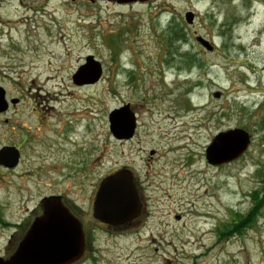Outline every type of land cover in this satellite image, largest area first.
Listing matches in <instances>:
<instances>
[{"label":"rangeland","instance_id":"obj_1","mask_svg":"<svg viewBox=\"0 0 264 264\" xmlns=\"http://www.w3.org/2000/svg\"><path fill=\"white\" fill-rule=\"evenodd\" d=\"M54 1L48 10L10 2L0 10L9 21L1 26L0 86L21 100L15 118L26 125L12 133L0 114V149L19 152L17 165L0 164V259L14 252L41 200L62 194L76 211H92L102 179L127 166L146 183L148 210L164 215L150 221L159 233L121 240L118 254L137 260L145 251L147 264H264V207L243 233L224 238L220 230L248 213L262 186L264 0ZM88 56L102 76L77 85ZM125 103L138 130L120 142L109 115ZM234 128L251 134L248 150L209 164L208 145ZM153 241L158 253L147 251Z\"/></svg>","mask_w":264,"mask_h":264},{"label":"water","instance_id":"obj_2","mask_svg":"<svg viewBox=\"0 0 264 264\" xmlns=\"http://www.w3.org/2000/svg\"><path fill=\"white\" fill-rule=\"evenodd\" d=\"M193 12L186 13L188 23H193ZM197 41L212 51L214 45L201 36ZM103 73L102 65L94 56H88L78 69L73 81L77 85L95 84ZM215 96L219 97L220 93ZM7 108L5 90L0 86V113ZM110 130L114 138L130 139L136 128V116L130 104L114 109L109 115ZM251 134L234 128L218 133L206 149L209 164L220 166L231 163L248 150ZM19 152L15 147L0 149V164L13 167L18 164ZM43 215L37 218L14 255L0 264H68L78 259L83 250V233L79 221L66 209L59 196L42 200ZM141 204L128 170H120L106 176L99 187L94 202L96 217L104 222L122 225L136 218Z\"/></svg>","mask_w":264,"mask_h":264},{"label":"flooded vegetation","instance_id":"obj_3","mask_svg":"<svg viewBox=\"0 0 264 264\" xmlns=\"http://www.w3.org/2000/svg\"><path fill=\"white\" fill-rule=\"evenodd\" d=\"M70 1L75 3L78 0H70ZM90 1L111 3L121 7H127L136 4L146 5L148 3H151L153 0H90ZM9 2L13 4L18 3V7L16 8H22L28 12L38 11L40 9L48 10L49 5L55 6L54 0H0V10L3 6L9 5ZM0 16L2 15L0 14ZM29 22H32L31 18ZM7 23H9V21L6 18L3 20L2 18H0V36H2V34L5 33V30L1 26H8ZM5 98L7 102V108L4 112L0 113L4 115L2 120V126L3 128L6 127L8 131H11L12 133H16L15 130L16 128L21 129L22 126L24 127L26 126L22 122V120L20 119L17 120L15 118L16 112L14 111V109L16 110L17 106H19V104L21 103V100L16 97L14 98L8 97V91L6 89H5ZM11 113H13L14 116L9 117ZM137 128L138 127H137V119H136V128L134 130V134L128 140L131 141L136 137L138 130ZM117 140H119L120 142L127 141L120 139ZM151 154H153V152H151ZM6 168H11V167L6 166ZM120 170H128L133 176V184L137 191L139 201L141 204V211L138 214V216L122 225H116V215H114L115 219L113 222H104L96 217V214L94 212V202L96 199V194L99 190L102 181L100 182L96 190L95 197L92 202V208H91L92 211L89 212L76 211L65 195L62 194L50 195V196H59L61 198L62 205L66 209H68V211L79 221V224L82 227L83 246H84L82 253L78 259L68 264H135L136 262H142V264H147V262H144L145 260H143V259H149L145 251L142 255L137 256V260L131 259L132 257L130 255H126V257H124L123 255L117 253V250L120 249V241L123 239H127L131 237V240H135L132 238L136 237L139 239L141 238L142 235H146V234H148V236H153L154 235L153 231L155 230L157 231V233H159L158 229H154L152 227V223H150V221L153 220L154 218L153 216L158 215V213L148 210L149 196L146 193L147 192L146 183L141 180V178L136 173L133 167L122 166L119 167L117 170L115 169L113 173ZM43 212H44V207L41 200L38 207L35 209L32 218H30L29 220L27 219L24 223L20 225L19 227L20 230L18 233H16L17 243L15 245L16 246L15 250L11 254L7 255V257L4 259L5 261L9 260L14 255L15 251L18 249L20 243L24 240L25 236L27 235L28 231L33 225L34 221L37 218L41 217L43 215ZM162 215H164V213L158 216H162ZM86 217L90 219L85 220ZM175 219L179 220L178 217H176ZM154 242L155 241L152 242L154 245H152V243L149 244L148 247L150 248L147 249V251L158 253L159 246L156 245Z\"/></svg>","mask_w":264,"mask_h":264},{"label":"trees","instance_id":"obj_4","mask_svg":"<svg viewBox=\"0 0 264 264\" xmlns=\"http://www.w3.org/2000/svg\"><path fill=\"white\" fill-rule=\"evenodd\" d=\"M263 174L261 176L262 186L261 188L253 191L250 195L253 201L252 208L247 214L243 216H237L236 220H233L232 224H226L221 230V236L226 238L232 234H241L246 228L251 227L256 223L257 217L261 215L262 208L264 207V167L262 168ZM220 234V232H219ZM220 236V235H219Z\"/></svg>","mask_w":264,"mask_h":264},{"label":"bare ground","instance_id":"obj_5","mask_svg":"<svg viewBox=\"0 0 264 264\" xmlns=\"http://www.w3.org/2000/svg\"><path fill=\"white\" fill-rule=\"evenodd\" d=\"M40 91V90H39ZM35 93H37V95H38V97H41L42 98V96H40V94H38V91H35ZM67 96H68V94H66V93H63V92H61L60 94H59V96L57 97V99H58V101H61V100H66V98H67ZM68 115H72L73 117H79V118H83V114H82V112H79V113H76V114H69V113H65V116H68ZM166 119L168 120V119H171V117H170V115H167L166 116Z\"/></svg>","mask_w":264,"mask_h":264}]
</instances>
